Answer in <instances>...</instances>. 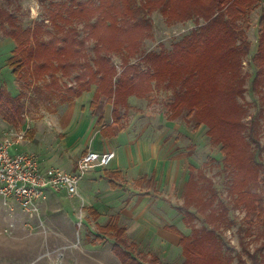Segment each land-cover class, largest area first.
I'll list each match as a JSON object with an SVG mask.
<instances>
[{
  "label": "trees",
  "instance_id": "trees-1",
  "mask_svg": "<svg viewBox=\"0 0 264 264\" xmlns=\"http://www.w3.org/2000/svg\"><path fill=\"white\" fill-rule=\"evenodd\" d=\"M259 1L148 0L144 6L149 13L160 9L171 23L194 19L200 26L176 44L171 52L162 50L159 53H148L143 59L148 66L147 70L130 64L128 60L139 52L138 49H121L123 46L119 49H102L104 37L100 32L104 33L107 23H110L108 30L124 27L127 32L128 28H136L145 22H135V19L130 21L133 18L132 7L126 13H121L122 9L116 11L117 7H114L117 0L109 3L102 1L99 5L94 0L52 3L53 9L49 13L57 32H65L66 26L80 22L84 24L83 32L87 35L80 38V31L72 26L63 37L50 32L48 41L41 39L40 28L24 29L18 24L14 12L0 9V31L16 43L8 66L23 88V92L16 97L0 88V114L9 123L19 124L24 120L22 101L28 92L45 102H50L48 98L54 95L59 96L62 102L71 103L96 86L90 109L97 116L98 124L104 127V116L98 115L96 109L101 102L99 100L106 99L112 107L110 130L118 127L113 131L114 136L124 129L122 123L129 98L135 96L142 99L146 95L140 92V85L146 86L147 95L152 94L157 87L171 90L173 100L167 105L169 119L174 120L186 112V118L197 121L196 127L200 128L201 123L209 126L208 134L214 142L222 145L221 150L231 177L229 194L233 199V208H245L248 222L255 228H264V171L261 170L262 165L258 164L257 153L255 151L253 155L250 154L252 145L247 139L249 143L241 141L237 145L223 136L226 126L232 135L242 139L246 130L241 115L243 110L235 102L243 93L242 81L236 77L239 65H228V60L234 57L239 61L248 54L251 44L238 22ZM259 26L258 52L252 64L259 66L256 76L261 77L264 75V5ZM149 31L147 27H142L140 33L144 37ZM89 39L94 42L93 55L84 62L85 44ZM115 53L126 55L121 73H118L111 60ZM62 79L72 82L67 86ZM227 80L229 85L223 87ZM256 81L254 78V87ZM57 82L61 85L57 86ZM221 102L237 113L230 116L221 114L219 120L214 121L211 119L214 105ZM225 112L228 113V110ZM183 198L184 223L192 232L185 235L177 228L169 227L170 231L181 236L180 245L185 255L182 264H232V258L225 256L224 246L222 248L220 244L222 240L216 232L230 229L234 221L229 219L231 210L213 188L212 179L201 169L189 165V179L184 187ZM199 216L203 217L209 227L196 226ZM99 230L103 235L97 236V240L102 241L105 237L113 239V251L122 264H171L164 263L157 255L138 251L135 243L127 241L126 230L120 227L117 218ZM261 232L263 234L264 229ZM256 251L264 261V242ZM251 258L253 264H260L259 258Z\"/></svg>",
  "mask_w": 264,
  "mask_h": 264
},
{
  "label": "rangeland",
  "instance_id": "rangeland-1",
  "mask_svg": "<svg viewBox=\"0 0 264 264\" xmlns=\"http://www.w3.org/2000/svg\"><path fill=\"white\" fill-rule=\"evenodd\" d=\"M64 1L67 0H0V9L14 12L18 24L24 29L36 30L40 28V36L43 41L49 40L50 32L52 35L63 37L72 26L80 31V38L85 37L87 34L83 32L84 24L80 22H75L72 26H66L65 32L62 33L57 32L55 29L49 11L53 9L52 3L59 4ZM94 1L97 3L96 5H99L102 1L109 3L116 0ZM147 1L117 0V5L114 7V9L117 7L116 11L122 9L121 13H126L130 11L127 9L132 7L134 11L133 18L130 21L135 19V22L141 20L145 22H142L136 28H128L127 32L124 31V27L108 30L110 23H107L105 29L110 32L105 29L104 33L100 32L104 37L102 49H119L118 47L121 48L122 46L121 49H138L139 52L128 60L130 64L139 65L143 70L148 68L143 61L148 53H159L162 50L171 52L176 44L200 26L194 19L171 23L160 9L149 13L144 6ZM263 5L264 0H260L254 9L238 22L251 44L248 54L244 55L239 61L235 60L234 57H230L228 60V65H239V72L236 77L239 81H242L243 85V93L235 102L243 110V114H241L243 115L242 121L246 125L244 136H242L244 140L232 135L227 126L223 129V136L230 140V143L233 142L237 145L241 141L250 142V146L252 145L250 154L253 155V152L256 151L258 164L262 165L261 170L264 171V75L261 77L256 76L259 66L252 64V59L258 52L259 21ZM108 12L112 13L110 8ZM130 21L128 24H130ZM201 24H203V21H201ZM142 27H147L150 30L147 36L143 37L141 35ZM15 48V41L0 31V88L7 90L12 97H16L23 92L22 86L15 80L8 66V60ZM93 48L94 42L89 39L85 44V55L82 61L87 62L91 58ZM123 58H126L125 54L115 53L111 56L118 73H121L125 66ZM150 72L153 73L151 69ZM254 78L257 79L255 87L252 84ZM62 82H65L68 86L72 81L62 79ZM228 83L229 80L223 84V87L228 86ZM57 84V86L61 85L60 82H57ZM94 87L96 88V86ZM54 88L56 87L54 86ZM154 89L152 94L147 95L146 86H139L140 92L146 95L142 99L135 96L129 98V105L122 124L126 128L127 136L131 139L132 145H139L140 143H143L144 147L149 145L150 147L147 148L150 149V155L154 153V158H160L165 162V165L158 167V178L154 187L144 181L140 184L138 180L142 177H151L153 170L156 171L157 162L152 164L148 161L143 165L132 166V171L125 173V178L123 177L124 179H118L117 181L121 189L110 192L109 199L115 203L114 207L92 203L102 212L103 217L100 221L106 223L114 215L119 214L121 225L128 230L127 240L129 242L134 241L142 253L157 255L164 263L182 264L185 255L182 246L179 244L180 237L169 233L164 227L175 226L185 235H190L192 232V229L184 224V214L180 207L183 204L184 184L188 180V168L189 165H193L212 179L213 188L231 210L229 219L234 221V225L228 230L216 232L217 236L220 237V241L222 240L220 244H222V248L224 246L225 256L232 258V264H253L251 256L257 260L259 258L260 264H264L263 257L256 251L264 242V233L261 232L264 228L262 226L261 228H255L248 222L245 208H233V199L229 194L231 177L226 167L225 156L221 150L222 145L214 142L211 135L208 134L209 126L201 123L200 128L196 127L197 121L194 118H186V112L174 120H170L168 117L170 111L167 105L173 100L172 91L158 87ZM48 99H50V102H45L44 99L40 100L37 95L28 92L22 101L25 111L24 120L20 123V126L9 123L0 114V143L10 139L14 151L20 152L21 146L30 143L29 131L32 129L34 121L43 118L46 120L50 117V114L60 115L58 112L67 111L70 108V103L62 102L59 96L52 95ZM90 101L81 102L77 111H81L80 115L84 117L88 116V118L96 119L97 116L89 108ZM99 101L101 102L96 112L98 115H103L107 123L111 120L110 111L112 107L106 99H100ZM223 102L221 104L215 103L211 115L212 120L218 121L221 114L230 116L237 113L233 112L234 109L229 105L228 108L223 106ZM225 110H228V113ZM122 113L124 114L125 110ZM96 142H98L97 139ZM45 146L46 143H44ZM154 147H158L157 151H154ZM87 152L89 150L79 151L78 159L80 160ZM172 161L177 162L178 168L173 182L169 178L171 167L168 165ZM96 169L89 170L86 175ZM172 185L175 186L173 190ZM82 194V190H79L78 195L67 198V205L71 207L73 215L72 225L68 232L69 243L50 238V235L58 233L52 227L48 231V243H46L44 235H32L30 237L35 240L34 252L31 255L32 257L26 262L24 261L23 264H121L111 251L113 240L107 238L104 242L92 243L98 233L97 221L88 210L90 205L87 198L88 194H84L87 197ZM95 199L101 201L99 197ZM4 206L12 208L5 205V203ZM195 223L198 227L208 225L201 216ZM0 240L3 241L0 243V249H4L3 253H0V264H19L17 260H12L11 257L13 250L10 244L11 241L13 242L11 235L1 231ZM6 252L8 254H5Z\"/></svg>",
  "mask_w": 264,
  "mask_h": 264
},
{
  "label": "crops",
  "instance_id": "crops-1",
  "mask_svg": "<svg viewBox=\"0 0 264 264\" xmlns=\"http://www.w3.org/2000/svg\"><path fill=\"white\" fill-rule=\"evenodd\" d=\"M94 88L95 87L92 86L91 91L84 93L80 98H77L71 102L70 108L67 111L58 112L60 115L55 116L54 114H50V117H48L46 120L43 118L41 120L34 121L32 129L29 131V136L31 139L30 143L28 145L21 146L20 152H29L38 155L41 160L43 170L50 171L53 169H62V171L64 170L67 172H74L76 170L79 162L78 153L81 150H89L100 153H115V159L109 167L97 168L92 173H88L86 178L79 186V190H82L83 196H85L84 194H88V197L85 196L88 198V202L90 204L88 210L90 211L93 218L97 221L96 228L98 233L92 241L93 244H96L104 242V240L108 238L105 237V239L102 241L97 240V236L103 235L99 228L108 226L116 218L118 219L120 227H123L126 230V239L128 230L126 227L121 225V216L119 214L114 215L106 223L100 221V219L103 217L102 212L94 205L105 204L107 206L114 207L113 205L115 203L109 199V197L111 196L110 192H115L117 189H121L119 182H117L118 179H124L125 173L132 171V166L143 165L148 161L152 162V164L157 162L156 171L154 169L151 177H142L138 180V182L141 184V182L144 181L146 184L154 187L158 178V167L160 165H165V162L160 158H154V153L150 155V149L147 148L149 145L146 147L143 146V143H140L139 145H132L131 139L127 136L125 127L123 130L116 132V135L112 136L113 131L118 129L117 126L114 127L113 130H110L111 127H109L113 121L112 108L110 111L111 120L107 121L106 123V120L104 119V127L98 124V118L91 119L88 118V116L84 117L80 115L81 111H77L79 104L84 101L87 102V100L92 101L93 93L96 89ZM18 125L20 126L21 124L19 123ZM96 139L98 142H96ZM44 143H46L45 147ZM157 148L158 147H154V151H157ZM168 165L171 167L169 178H171L173 182V178L178 170L177 162L172 161L169 162ZM151 179H153V182H150ZM174 188L175 186L172 185V190ZM47 194L48 200L42 204V221L45 225L44 232L40 231L39 229L32 231L27 226V217L20 207L15 205L13 210H11L10 208L5 207L4 202H2L3 200L0 199V233L1 231L4 232V229L8 227L9 224L13 223L15 225L13 233L11 234V238L13 239V242H10L13 248L11 257L12 260H17L19 264L25 263L32 257L31 255L34 252L35 240L30 236L35 234L44 235L46 239L45 241L48 243V231H50V227L55 228L58 231L57 234L50 235V238L52 237L54 240L59 239L63 243H69L68 232L72 225L71 220H73L72 209L67 205V198L69 195L67 192H55L51 189L47 191ZM96 197H99L101 201L96 200ZM183 205L184 198L183 204L180 207V210L184 214V211L182 210ZM34 225L37 226V221H34ZM169 227L175 226H165L164 229L169 233L179 236L181 240V236L170 231ZM177 229L180 231L179 228ZM36 241L39 242L38 240ZM1 242L3 241L0 240V243ZM131 243L135 242L133 241ZM136 246L138 249L137 244ZM3 251L4 249H0L1 254ZM111 251L113 255L116 256L113 251V246ZM138 251L140 250L138 249ZM5 254H8V252ZM115 258L119 260L117 256ZM119 262L121 263L120 260Z\"/></svg>",
  "mask_w": 264,
  "mask_h": 264
},
{
  "label": "built area",
  "instance_id": "built-area-1",
  "mask_svg": "<svg viewBox=\"0 0 264 264\" xmlns=\"http://www.w3.org/2000/svg\"><path fill=\"white\" fill-rule=\"evenodd\" d=\"M22 139V137H21ZM115 159L114 152H87L74 172L60 169L43 170L39 156L14 151L10 139L0 143V199L5 205H16L27 217L32 230L45 231L42 221V204L48 200L47 191L67 192L70 197L79 194V186L89 170L106 168ZM37 221V226L34 225ZM15 225L9 224L4 233L11 235Z\"/></svg>",
  "mask_w": 264,
  "mask_h": 264
}]
</instances>
